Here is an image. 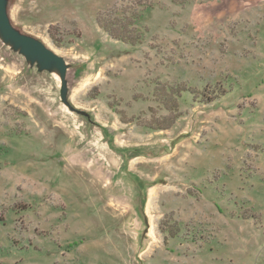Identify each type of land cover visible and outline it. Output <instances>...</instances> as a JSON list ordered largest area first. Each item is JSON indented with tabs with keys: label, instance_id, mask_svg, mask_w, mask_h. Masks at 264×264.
<instances>
[{
	"label": "rangeland",
	"instance_id": "374dc122",
	"mask_svg": "<svg viewBox=\"0 0 264 264\" xmlns=\"http://www.w3.org/2000/svg\"><path fill=\"white\" fill-rule=\"evenodd\" d=\"M0 264H264V0H5Z\"/></svg>",
	"mask_w": 264,
	"mask_h": 264
},
{
	"label": "water",
	"instance_id": "95a60500",
	"mask_svg": "<svg viewBox=\"0 0 264 264\" xmlns=\"http://www.w3.org/2000/svg\"><path fill=\"white\" fill-rule=\"evenodd\" d=\"M0 29L7 40L13 41L22 51L33 59H38L42 65L55 64L64 75L67 66L65 60L50 50L43 42L30 35L19 32L12 24L5 0H0Z\"/></svg>",
	"mask_w": 264,
	"mask_h": 264
},
{
	"label": "trees",
	"instance_id": "16d2710c",
	"mask_svg": "<svg viewBox=\"0 0 264 264\" xmlns=\"http://www.w3.org/2000/svg\"><path fill=\"white\" fill-rule=\"evenodd\" d=\"M13 24V23H12ZM16 28V27H15ZM17 29V28H16ZM18 30V29H17ZM19 31V30H18ZM20 32V31H19Z\"/></svg>",
	"mask_w": 264,
	"mask_h": 264
}]
</instances>
